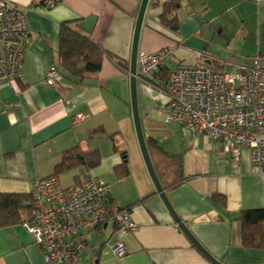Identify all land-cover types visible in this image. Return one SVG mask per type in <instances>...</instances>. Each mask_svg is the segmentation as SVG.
I'll use <instances>...</instances> for the list:
<instances>
[{"label":"crops","instance_id":"0c3cea01","mask_svg":"<svg viewBox=\"0 0 264 264\" xmlns=\"http://www.w3.org/2000/svg\"><path fill=\"white\" fill-rule=\"evenodd\" d=\"M35 1L4 0L25 14L29 35L22 77L0 85V194H30L35 180L53 174L65 150L77 145L96 149L102 157L97 168L64 173L59 182L75 186L91 176L105 181L109 198L129 210L136 230L119 234L109 219L86 232L82 264H210L159 199L136 140L129 62L141 0H57L52 8ZM165 1H148L138 42V53L170 52L162 69L205 66L223 71L221 51H229L232 42L247 47L244 53L250 57L235 59L234 71L253 66L255 58L264 64V0H182L176 32L159 22ZM62 23H69L108 55L95 79L82 84L62 79L58 87L44 82L57 60ZM111 56L128 69H121ZM136 92L145 139L153 138L180 161V167L161 176L162 181L177 184L163 188L177 216L220 262L264 263V251L240 246V212L264 209L262 182L248 151L242 149L239 161L233 162L221 143L192 139L177 124L164 122L168 113L164 94L138 78ZM78 114L87 120L75 122ZM97 129L102 132L95 134ZM113 145L124 149L125 156L113 152ZM213 195L220 197L218 203ZM117 241L125 245L124 257L112 252ZM41 263V250L23 225L0 229V264Z\"/></svg>","mask_w":264,"mask_h":264},{"label":"built area","instance_id":"2783aa9c","mask_svg":"<svg viewBox=\"0 0 264 264\" xmlns=\"http://www.w3.org/2000/svg\"><path fill=\"white\" fill-rule=\"evenodd\" d=\"M38 0L35 1L36 4ZM56 0H42L53 7ZM28 23L21 9L0 0V84L20 79L28 38ZM170 57L167 49L137 54V78L163 93L168 101L166 123L174 122L191 138L222 143L233 162L247 150L264 190V64L224 72L205 66H178L165 80L159 76ZM63 77L53 65L45 83L58 87ZM86 116L77 115L75 122ZM110 186L96 176L78 185L63 187L56 176L35 180L31 197L35 214L23 224L41 250V264H82L84 234L112 220L119 234L136 230L128 209L109 198ZM116 257L127 254L124 243L112 246Z\"/></svg>","mask_w":264,"mask_h":264},{"label":"trees","instance_id":"16d2710c","mask_svg":"<svg viewBox=\"0 0 264 264\" xmlns=\"http://www.w3.org/2000/svg\"><path fill=\"white\" fill-rule=\"evenodd\" d=\"M181 2L182 0H166L161 5L162 11L159 15V22L174 32L179 28L176 13ZM105 55L107 54L96 43L69 23L60 25L55 67L61 72L63 80L68 79L77 82V84H82L84 81L95 79L99 74L101 62ZM111 58L121 69H128L127 64L122 60L113 56ZM160 75L165 78L167 70L162 69ZM101 132L102 129H97L95 134ZM146 146L163 188L177 187V184L162 181L161 176L169 174L174 167H180V161L169 156L153 138L146 139ZM117 151L120 152L121 156H125L126 151L124 149L119 150L116 145H113V152ZM101 159L98 150L84 149L77 145L62 153L60 161L53 168V174L49 177H58L76 169L90 172L100 165ZM120 176H125V173ZM212 200L218 203L220 197L213 195ZM35 212L31 194H0V229L23 225L32 218ZM238 220L240 224V246L243 249L264 251V209L242 211Z\"/></svg>","mask_w":264,"mask_h":264},{"label":"water","instance_id":"95a60500","mask_svg":"<svg viewBox=\"0 0 264 264\" xmlns=\"http://www.w3.org/2000/svg\"><path fill=\"white\" fill-rule=\"evenodd\" d=\"M148 1L149 0H141V3L139 5V9H138V13H137L136 21H135L132 48H131V56H130V62H129L130 107H131L132 121H133V126H134V131H135V136H136V140L138 143V147H139L145 168L147 170V173L154 186L155 192L157 193L159 199L162 201L164 207L167 209V211L169 212V214L171 215V217L173 218L174 222L177 224L179 229L184 233V235L187 237L190 243L194 245V247L197 248V250L207 259V261L210 264H224L220 262L219 260H217L215 257H213L199 243V241L189 231L187 226L177 216V214L173 210L167 198L165 190L161 186V183L154 170V167L152 165V162H151L148 150H147L146 141H145V137L143 134L141 120L139 116V110H138L136 83H137V54H138L139 35H140L142 22H143V18L145 15Z\"/></svg>","mask_w":264,"mask_h":264},{"label":"rangeland","instance_id":"374dc122","mask_svg":"<svg viewBox=\"0 0 264 264\" xmlns=\"http://www.w3.org/2000/svg\"><path fill=\"white\" fill-rule=\"evenodd\" d=\"M216 43L222 45L223 41H221L220 39H216ZM248 49L247 47H243L241 49L240 46H236L234 42H232L230 44L229 47V51L223 52L221 51V56H220V62L222 64L223 67V71L224 72H232L234 71L233 69V65L236 64L235 59H246V58H250L248 57L244 52H246ZM122 145V144H121ZM61 183V182H60ZM63 184H65L64 182H62ZM61 183V184H62ZM62 184V185H63ZM61 185V186H62ZM64 186V185H63ZM65 187V186H64Z\"/></svg>","mask_w":264,"mask_h":264},{"label":"bare ground","instance_id":"6f19581e","mask_svg":"<svg viewBox=\"0 0 264 264\" xmlns=\"http://www.w3.org/2000/svg\"><path fill=\"white\" fill-rule=\"evenodd\" d=\"M40 2V0H38L37 1V3H39ZM57 3V0L55 1V4ZM39 4H43L42 2H40ZM55 4H54V6H55ZM44 5V4H43ZM45 6V5H44ZM53 6V7H54ZM46 7V6H45ZM47 8H52V7H47ZM25 15V14H24ZM26 17V16H25ZM27 20V19H26ZM28 29H29V27H28ZM28 35H29V33H28ZM26 43H27V41H26ZM26 51V50H25ZM25 55V54H24ZM55 65V64H54ZM243 67H245V66H243ZM23 68H24V58H23ZM161 71H162V67H161V69H160V71H159V76L161 77V75H160V73H161ZM168 73V72H167ZM22 77V76H21ZM161 79L162 80H165L166 79V77L165 78H163V77H161ZM18 80V79H17ZM16 81V80H15ZM14 82V81H13ZM9 83H11V82H9ZM2 84H4V83H2ZM1 85V84H0ZM53 87V86H52ZM160 92V91H159ZM163 94V93H162ZM167 114V113H166ZM165 114V115H166ZM79 115V114H78ZM77 116V115H76ZM75 116V117H76ZM84 116V115H83ZM75 119V118H74ZM87 120V117L85 118V120L84 121H86ZM163 120H164V117H163ZM165 122V121H164ZM174 123V122H173ZM176 124V123H175ZM179 126V125H178ZM180 127V126H179ZM183 129V128H182ZM185 130V129H184ZM188 133V132H187ZM190 136V135H189ZM199 138V137H198ZM202 138H204V137H202ZM192 139H196V138H192ZM208 139V138H207ZM145 141H146V139H145ZM212 141V140H211ZM214 142H217V141H214ZM218 143H220V142H218ZM222 144V143H221ZM224 148V147H223ZM235 163H237V162H235ZM259 176V175H258ZM47 178V177H46ZM58 178V177H57ZM44 179V178H43ZM59 180V179H58ZM60 183V182H59ZM80 184V183H79ZM110 192V191H109ZM108 197H109V195H108ZM115 201V200H114ZM118 203V202H117ZM119 204V203H118ZM120 206V205H119ZM121 207V206H120ZM121 208H123V207H121ZM99 227V226H98ZM129 234V233H128ZM31 237V236H30ZM85 237V236H84ZM32 239V238H31ZM84 240H85V245H86V239L84 238ZM116 243V242H115ZM111 249H112V247H111Z\"/></svg>","mask_w":264,"mask_h":264}]
</instances>
